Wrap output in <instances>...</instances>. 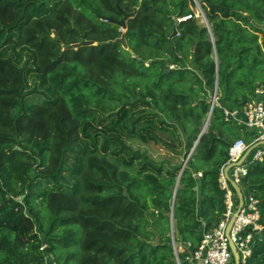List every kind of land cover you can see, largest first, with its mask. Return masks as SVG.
<instances>
[{
    "label": "trees",
    "instance_id": "trees-1",
    "mask_svg": "<svg viewBox=\"0 0 264 264\" xmlns=\"http://www.w3.org/2000/svg\"><path fill=\"white\" fill-rule=\"evenodd\" d=\"M197 3L209 27L195 17ZM120 36L131 51L114 41ZM83 41L93 44L71 46ZM6 44L34 53L53 96L29 102L37 90L25 82L28 61L0 55V264H48V254L55 264H177L175 252L189 264L202 233L224 217L228 148L239 136L251 140L224 109H240L264 85V0H0ZM140 108L181 130L178 152L185 159L193 148L182 170L184 159H126L93 138L77 182L61 188L89 123L121 113L111 122L131 136L139 117H126ZM242 184L264 224V155ZM246 264H264V237L254 235Z\"/></svg>",
    "mask_w": 264,
    "mask_h": 264
},
{
    "label": "built area",
    "instance_id": "built-area-1",
    "mask_svg": "<svg viewBox=\"0 0 264 264\" xmlns=\"http://www.w3.org/2000/svg\"><path fill=\"white\" fill-rule=\"evenodd\" d=\"M187 18H190V15L178 18V20ZM213 101V103L217 101L216 93H214ZM224 120L236 123L245 131L250 132L251 137L249 142L242 136L232 141L228 148V160L225 165L238 161L250 146L260 143L243 159L240 165L231 167L227 172L228 177L243 192L242 179L246 176L248 167L253 162L261 161L264 155V144L261 143L264 141V85L256 86L240 109H224ZM224 166L221 168L219 178L220 185L225 190L224 217L217 226L202 233L198 247L190 251L186 257L189 264H234L232 251L229 247L230 242L234 244L239 254V264H246L247 257L251 253L254 235L258 234L264 237V224L259 223L257 200L249 193L244 198L243 205L226 234V225L236 210L238 201L235 191L223 175ZM186 245L189 246V243ZM44 247L45 244H42L40 249ZM50 257L51 255L48 254L44 260L47 261ZM53 263L55 264V262Z\"/></svg>",
    "mask_w": 264,
    "mask_h": 264
},
{
    "label": "rangeland",
    "instance_id": "rangeland-1",
    "mask_svg": "<svg viewBox=\"0 0 264 264\" xmlns=\"http://www.w3.org/2000/svg\"><path fill=\"white\" fill-rule=\"evenodd\" d=\"M195 17L198 19L200 24H205L202 9L197 3L194 8ZM204 14V13H203ZM0 55L3 57H12L13 61L18 65L22 66L25 61H28V67L25 68V82L28 90L36 88V92H32L28 96V101L32 103H45L49 98L53 96L52 91L45 82V78L38 74L35 70V56L32 51L25 47H17L12 44H6L0 47ZM173 65H169L172 67ZM214 93L210 94L211 101L213 100ZM216 102V101H215ZM153 109L150 108H140L139 110L130 113L126 120L131 119L137 115L139 120L136 121L135 125H139L135 128L134 133L131 136H127V128L124 129V126H115L112 124V119L119 118V115L112 114L103 120V117L97 116L90 123L88 127L87 134L89 138L85 137V134H82L80 138L73 143L74 153L69 155L66 158L65 171L63 176L65 177L64 181L60 182L61 188L71 189L78 180V172L80 169V159L81 153L85 149L86 145H90L91 140L94 138L97 141V146L100 147L102 141H106L108 144V149L115 151V153H125L126 159H130L133 152H144L149 159L158 161L160 159H169L171 162H182L184 157L182 152H178L182 149L183 135L180 129L169 125V121H164L161 123L160 116L152 114ZM153 119V125L150 123H145L144 120ZM168 122V123H167ZM121 123V122H120ZM164 126V128H162ZM161 127V128H160ZM126 130V131H125ZM116 137V138H115ZM133 138V139H131ZM121 140L124 141L121 144ZM165 142L167 144H165ZM131 151L127 152V147ZM263 148V146H261ZM252 154V153H251ZM137 163V168H140V162ZM152 169L149 165H147ZM164 167H168L167 164H164ZM52 184L48 189L52 188ZM43 228H46V224L42 225ZM40 234H42L40 232ZM51 258L47 260L48 264H52ZM54 264V263H53Z\"/></svg>",
    "mask_w": 264,
    "mask_h": 264
},
{
    "label": "water",
    "instance_id": "water-1",
    "mask_svg": "<svg viewBox=\"0 0 264 264\" xmlns=\"http://www.w3.org/2000/svg\"><path fill=\"white\" fill-rule=\"evenodd\" d=\"M202 16H203V19H204V22H205V26H206V27H209V26H208V22H207V20H206V17H205V15H204L203 13H202ZM110 20H113V19L110 18ZM125 20H126V16H124V17H123L122 19H120V20H117V23L120 24L122 30H125V29H126ZM114 41L120 43L124 49H126V50H130L123 36H120V37L116 38ZM91 44H93V41H83V42H80V43L71 44V46L77 48V47L80 46V45H91ZM130 51H131V50H130ZM168 68H169V63H165V70H168ZM216 90H217V82L215 83L213 93H216ZM213 95H214V94H213ZM213 102H214V101L212 100V101H211V108H210V111H209L208 116H207V119H206V121H205V123H204V125H203V127H202V130H201V133H200L199 137H200L201 134L205 131V129H206L207 125H208V121H209V119H210L211 109H212V106H213ZM199 137H198L197 141L195 142V145L197 144V142H198V140H199ZM261 143L264 144V141H262ZM258 144H260V143H255V144H253L252 146H250V147L244 152V154L240 157V159H239L238 161H236V162H230V163L226 164V165L224 166V168H223V175L226 177V179H227L228 182L230 183L231 187H232L233 190L235 191V193H236V195H237V200H238L237 208H236V210L234 211L233 215L230 217V219H229V221H228V223H227V225H226V229H225L226 234H228L229 228H230V226H231V224H232V222H233L235 216L237 215V213H238L239 210L241 209V207H242V205H243V201H244V195H243V192H242L241 189L238 187V185L235 184V183H234V182L228 177L227 172H228V170H229L231 167H233V166H237V165H240L241 162L243 161V159H244V158H245V157H246V156H247V155H248V154H249V153H250V152H251V151L257 146V145H258ZM192 150H193V148L191 149V151L188 153V155H187L186 158L184 159L183 164H182V167H181V170H182L183 166L185 165V163H186V161H187L189 155L191 154ZM181 170H180L179 175H178V177H177L176 184H175V188L177 187L178 180H179V176H180V174H181ZM170 229H171L172 245H173V249H175L174 238H173V220H172V214H171V216H170ZM229 247H230V249H231V251H232L234 264H239V254H238V252H237V250H236L234 244L230 242V243H229ZM175 256H176L177 264H180L176 252H175Z\"/></svg>",
    "mask_w": 264,
    "mask_h": 264
},
{
    "label": "crops",
    "instance_id": "crops-1",
    "mask_svg": "<svg viewBox=\"0 0 264 264\" xmlns=\"http://www.w3.org/2000/svg\"><path fill=\"white\" fill-rule=\"evenodd\" d=\"M243 195H244V198H246L247 197V195H248V192L247 191H243ZM238 201V200H237ZM237 204H238V202H237Z\"/></svg>",
    "mask_w": 264,
    "mask_h": 264
}]
</instances>
